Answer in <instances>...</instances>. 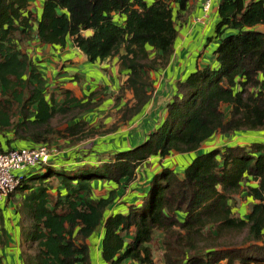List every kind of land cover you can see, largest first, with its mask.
<instances>
[{
  "label": "trees",
  "instance_id": "obj_1",
  "mask_svg": "<svg viewBox=\"0 0 264 264\" xmlns=\"http://www.w3.org/2000/svg\"><path fill=\"white\" fill-rule=\"evenodd\" d=\"M188 1L43 0L38 13L30 0H0V152L51 146V133L76 147L139 116L151 98L152 72L172 56L175 19ZM217 11L207 38L217 40L215 65L175 81L165 117L139 144L104 150L96 139L72 166L59 163L70 154L57 152L23 172L4 198L12 215L5 218L0 206V264L13 223L23 264H90L100 227L107 264H156L155 240L161 264H264V142L200 151L181 171L162 163L144 179L138 202L113 210L150 157L197 151L216 134L264 130V32L256 29L264 24V0H219ZM68 40L89 62L117 56L124 80L109 125L89 120L105 94L91 88L78 97L60 85L51 91L42 63L30 56L32 42L64 47ZM94 183L108 190L95 195ZM243 191L253 202L240 216L233 209Z\"/></svg>",
  "mask_w": 264,
  "mask_h": 264
},
{
  "label": "crops",
  "instance_id": "obj_2",
  "mask_svg": "<svg viewBox=\"0 0 264 264\" xmlns=\"http://www.w3.org/2000/svg\"><path fill=\"white\" fill-rule=\"evenodd\" d=\"M42 2L43 0H30L31 6L38 13L42 7ZM218 4L219 0H212L208 18L204 23H196L194 18L202 14L201 3L199 0L188 1L187 8L182 11L181 17L175 19L177 36L170 60L165 66L158 67L151 74L152 87L149 103L141 114L131 122L120 124L111 133L98 134L96 137L101 142L100 148H105L108 145L110 150L125 149L139 143L165 117V105L175 91V81L185 78L186 73L194 70L196 67H202L207 63L215 65L213 52L211 55L209 52L217 46V40L211 39L207 42L208 44L200 46L202 45V41L212 34V25L219 19ZM173 5L175 6L176 4ZM173 15L175 16V10L173 11ZM256 29L264 32V24L257 25ZM208 34L210 35L207 36ZM211 41L212 43H210ZM29 49L30 56L42 63L48 79L47 85L51 88V91L56 90L57 86L60 85L73 89L74 94L79 97L87 95L91 88L93 90H100L98 95L105 94L106 100L99 106V109H95L91 113L102 118V122L105 125H109L115 120L114 116L111 118L108 115L114 111L112 105L113 95L124 80V76L118 72L117 56L89 62L81 50L73 45L70 40L67 41L64 47L50 44L40 45L37 42H32L28 45ZM61 65L63 66L62 68L59 67ZM59 70L63 71V74H58ZM76 77H78V80L75 79ZM127 95L130 96V93L128 92ZM108 109H111L110 112H106ZM224 109L227 113L229 107L225 106ZM89 140L92 145L94 138ZM255 141L264 142V130L243 131L228 135L216 134L206 140L197 151L172 154L162 159L158 156H152L149 158L147 164H143L138 168L136 179L115 204L113 210L125 211L127 204L122 203L123 201L125 203L138 202L139 191L142 190L145 184L144 179H147L155 170L160 168L162 163L164 165L168 163L169 166L177 169L181 161L179 158L185 161L186 155L197 154L212 147L235 144L243 145ZM240 195L244 197V201L241 200ZM235 199L236 207L233 210H237L239 213L243 211V214H240V216H243L249 210L253 200L246 195L245 191L237 195ZM10 230L12 231L11 237L13 243L8 242L6 246L8 257H6L5 264H23L19 253V242L21 240L20 227L15 226L13 223ZM11 231L9 234H11ZM95 235L97 238L92 237L90 241V264H107L101 259L102 227L98 228ZM11 248H14V250Z\"/></svg>",
  "mask_w": 264,
  "mask_h": 264
},
{
  "label": "built area",
  "instance_id": "obj_3",
  "mask_svg": "<svg viewBox=\"0 0 264 264\" xmlns=\"http://www.w3.org/2000/svg\"><path fill=\"white\" fill-rule=\"evenodd\" d=\"M202 14L194 18L196 23H204L208 18L212 0H199ZM57 153L54 146L39 144L36 146L20 145L19 148L0 152V201L7 197L19 185L22 174L37 164H47Z\"/></svg>",
  "mask_w": 264,
  "mask_h": 264
},
{
  "label": "rangeland",
  "instance_id": "obj_4",
  "mask_svg": "<svg viewBox=\"0 0 264 264\" xmlns=\"http://www.w3.org/2000/svg\"><path fill=\"white\" fill-rule=\"evenodd\" d=\"M214 25H215V23H213V25H212V29H213V27H214ZM210 34H208L207 36H209ZM208 38V37H207ZM204 39V41H202V45L200 46V47H202L203 46V44H206L208 41V39ZM210 43H212V41L210 42ZM208 44V43H207ZM215 46H216V44H215ZM214 49H215V47L214 48H212L211 49V51L209 52L210 53V55H211V53L214 51ZM209 55V56H210ZM196 69V68H195ZM194 69V70H195ZM194 70H192V71H194ZM191 70L190 71H188L186 74L188 75L189 73H191L192 72ZM186 75V76H187ZM49 91H50V89L49 88H46V93L48 94L49 93ZM110 110L111 109H108L106 112H110ZM109 114V113H108ZM90 118H89V120H94V122H100V120H101V118L98 116V115H96L95 116V114L94 113H90ZM111 117V116H110ZM88 118V117H87ZM58 122L59 121H56L55 119H52V126H54V127H57L58 126ZM10 135H11V133L9 134V137H10ZM56 134L55 133H51L49 136H47V138H51L52 140H50L51 142V146H54L55 148H56V150H57V152L60 154V153H64V154H70L69 156H68V158H65V159H62V160H60L59 161V163L61 164V165H63V166H72L73 164H75V163H73V162H76V160H79V159H82L83 157H85V155L87 154V153H84L85 151H87V150H90L91 149V141L88 139V140H84L83 142H81V143H79V144H77L76 145V147H74V146H72L69 142H67V141H65L63 138H61V137H59V136H55ZM97 139V137L96 136H94V140H96ZM139 144V143H138ZM72 146V147H71ZM74 147V148H73ZM71 149H76V152H78L77 150H81V151H79L78 153H77V155L74 153V155H72L71 156V153H70V150ZM106 149H109L108 147H106L104 150H106ZM75 152V151H74ZM195 154L196 153H194V154H190V155H186L185 156V161H182V158H179V160H181L179 163H180V165L177 167V171H181L186 165H188L190 162H191V160H192V158L195 156ZM100 155V154H99ZM187 163V164H186ZM165 165H168V163H166ZM108 190V188L106 187V186H101V184L100 183H94V189H93V194H95V195H101V194H105V192ZM100 192V193H99ZM19 193H17V194H13L14 196H15V201H14V211L16 212L17 211V209H18V205H19V200H20V197L21 196H19L18 195ZM240 198H241V200L242 201H244L243 200V198L244 197H242V195H240ZM13 202V201H12ZM125 202V201H124ZM123 203V202H122ZM125 204H127V203H125ZM235 206L234 207H236V203L234 204ZM0 206H1V208L3 209V212H4V215H5V218H8V217H10L11 215H12V213H13V205L12 204H10V205H7L6 204V200L5 199H2L1 201H0ZM237 215H242L243 214V211L242 212H238L237 210H235L234 211ZM28 220V219H27ZM27 220H24V222H26ZM94 237H96V235L94 236ZM97 238V237H96ZM153 244H154V248L156 247V250H155V256H154V258H155V261H156V264H161V254H162V249L159 247V242L157 241V240H155L154 242H153ZM124 264H129L128 262H124Z\"/></svg>",
  "mask_w": 264,
  "mask_h": 264
},
{
  "label": "water",
  "instance_id": "obj_5",
  "mask_svg": "<svg viewBox=\"0 0 264 264\" xmlns=\"http://www.w3.org/2000/svg\"><path fill=\"white\" fill-rule=\"evenodd\" d=\"M84 34L85 35H90L91 34V30L87 29Z\"/></svg>",
  "mask_w": 264,
  "mask_h": 264
}]
</instances>
